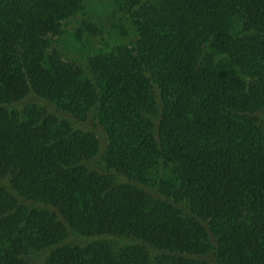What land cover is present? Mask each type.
Listing matches in <instances>:
<instances>
[{"label":"trees","instance_id":"obj_1","mask_svg":"<svg viewBox=\"0 0 264 264\" xmlns=\"http://www.w3.org/2000/svg\"><path fill=\"white\" fill-rule=\"evenodd\" d=\"M119 6L0 0V264H264V0Z\"/></svg>","mask_w":264,"mask_h":264},{"label":"rangeland","instance_id":"obj_2","mask_svg":"<svg viewBox=\"0 0 264 264\" xmlns=\"http://www.w3.org/2000/svg\"><path fill=\"white\" fill-rule=\"evenodd\" d=\"M91 6V13L97 18L98 23L102 26L104 31V39L99 42L98 48L102 52L109 53L116 47L124 44L128 40L120 34L121 26H127V22L120 12L119 3L121 0H89ZM83 17L72 18L66 22V32L58 39L60 46L64 48L69 56L83 57L87 49L85 45L76 38L75 30L78 22ZM130 32H132L130 30ZM169 173V172H168ZM118 245H122L120 241Z\"/></svg>","mask_w":264,"mask_h":264}]
</instances>
